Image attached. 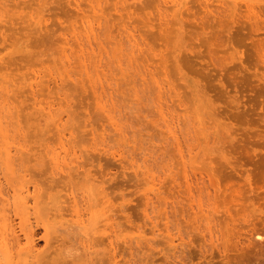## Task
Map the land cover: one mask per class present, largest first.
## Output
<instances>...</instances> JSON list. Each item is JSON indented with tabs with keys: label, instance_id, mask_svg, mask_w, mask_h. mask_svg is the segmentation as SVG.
Segmentation results:
<instances>
[{
	"label": "rangeland",
	"instance_id": "rangeland-1",
	"mask_svg": "<svg viewBox=\"0 0 264 264\" xmlns=\"http://www.w3.org/2000/svg\"><path fill=\"white\" fill-rule=\"evenodd\" d=\"M0 70V264H264V0H0Z\"/></svg>",
	"mask_w": 264,
	"mask_h": 264
},
{
	"label": "bare ground",
	"instance_id": "bare-ground-1",
	"mask_svg": "<svg viewBox=\"0 0 264 264\" xmlns=\"http://www.w3.org/2000/svg\"><path fill=\"white\" fill-rule=\"evenodd\" d=\"M220 1H222V0H219V2H220ZM217 2H218V1H217ZM238 2H239V1H238ZM248 2H250V1H248ZM248 2L246 1L247 6L244 5V4H246L245 2H244V4H243V3H240V4H242V5H240V6H242V8L244 7L247 13H254V12H256L258 9L256 10L255 7H258V6H257V3H258V2L256 3V5H255V3H253V4L251 3V4H250V3H248ZM253 2H254V1H253ZM97 3H98V2H97ZM178 4H179V3H178ZM222 5H223V2H222ZM238 5H239V3H238ZM253 5H255V6H253ZM88 6H89V5H88ZM90 7H91V6H90ZM174 7H175V5H174ZM242 8L240 7V10H241ZM247 8H248V10H247ZM215 9H216V8H215ZM238 10H239V9H238ZM220 11H222V10H220ZM220 11H219V12H220ZM99 12H100V11H99ZM213 12L215 13L216 11H212V13H213ZM100 13H101V12H100ZM220 13H221V12H220ZM256 13H259V12L257 11ZM216 14H217V12H216ZM259 14H260V13H259ZM103 15H104V14H103ZM219 15H221V14H219ZM248 16H249V15H248ZM253 16H255V17L253 18ZM258 16L260 17V15H258ZM258 16H257V14H251V16L249 17V19L252 18V21H253V19H256ZM221 17H222V16H221ZM259 17H258V18H259ZM99 19H100V18H99ZM249 19H248V20H249ZM220 20H221V19H220ZM97 21H98V20H97ZM87 28H88V27H87ZM99 44H100V43H99ZM99 50H100V49H99ZM98 56H99V55H98ZM0 71H1V70H0ZM0 82H1V81H0ZM7 83H9V82H7ZM10 86L12 87L11 84H10ZM17 86H18V85H17ZM13 87H14V85H13ZM14 91H15V90H14ZM14 91H13V92H14ZM18 92H19V91H18ZM11 94H12V93H11ZM9 95H10V94H9ZM5 96H6V95H5ZM21 109H22V108H21ZM14 110H15V109H14ZM41 110H42V109H41ZM17 112H18V111H17ZM15 113H16V112H15ZM15 113H14V115H15ZM44 114H45V113H44ZM45 115H46V114H45ZM14 117H15V116H14ZM59 118H60V117H59ZM56 121H57V120H56ZM20 122H21V121H20ZM14 124H16V122H14ZM4 133H5V132H4ZM22 136H23V135H22ZM26 141H27V140H26ZM2 144H3V143H2ZM0 147H2V146H0ZM8 149H9V148H8ZM8 149H7V150H8ZM19 152H20V151H19ZM23 153H24V152H23ZM9 154H10V153L7 154V158H8V157L10 158L11 155L9 156ZM11 154H12V152H11ZM9 158H8V159H9ZM11 158H12V157H11ZM20 158H21V157H20ZM57 158H58V157H57ZM58 159H60V158H58ZM5 161H6V160H5ZM2 162H3V161H2ZM2 162H1V163H2ZM6 162H7V161H6ZM11 162H12V161H11ZM11 162H10V163H11ZM3 164H4V163H3ZM8 167H9V166H8ZM11 169H12V168H11ZM11 169H9V170L11 171ZM27 172H28V171H27ZM7 176H8V175H7ZM15 177H16V176H15ZM9 178H10V177H9ZM194 178H195V177H194ZM201 178H202V177H201ZM28 179H29V178H28ZM197 179H198V178H197ZM13 180H14V179H13ZM16 180H17V179H16ZM195 180H196V179H195ZM17 182H18V181H17ZM195 182H196V181H195ZM200 182H201V181H200ZM204 183H205V182H204ZM32 184H33V183H32ZM195 184H197V183H195ZM16 185H17V184H16ZM198 185H199V183H198ZM202 185H203V184H202ZM24 186H26V185L24 184ZM211 186H212V185H211ZM27 187H28V186H27ZM68 187H69V186H68ZM213 187H214V186H213ZM24 188H25V187H24ZM36 188H37V186L35 187V189H36ZM191 188H192V187H191ZM26 189H27V188H26ZM35 189H34V190H35ZM37 189H38V188H37ZM37 189H36V190H37ZM70 189H71V187H70ZM23 190H24V189H22V192H23ZM30 190H31V189H30ZM36 190H35V192H37ZM27 191H28V190H27ZM38 191H39V190H38ZM189 191H190V189H189ZM197 192H198V191H197ZM204 192L209 193V192L206 191V190H205ZM15 193H16V192H15ZM26 193H27V192H26ZM28 193H29V191H28ZM2 194H3V193H2ZM16 194H17V193H16ZM32 194H33V193H32ZM238 194H239V192H238L237 190H234V191L232 192V195H233V201H236L235 198H236V195H238ZM23 195H25V194H23ZM41 195H43V194L41 193ZM206 195H207V194H206ZM214 195H215V194H214ZM21 196H22V195H21ZM189 196H190V195H189ZM22 197H24V196H22ZM45 197H46V196H45ZM181 197H182V196H181ZM201 197H202V196H201ZM24 198H25V197H24ZM42 198H43V197H42ZM42 198H41V199H42ZM22 199H23V198H22ZM69 199H70V198H69ZM69 199H68V200H69ZM75 199H76V198H75ZM192 199H193V198H192ZM196 199H197V198H196ZM199 199H200V198H198L197 200L199 201ZM4 200H5V199H4ZM20 200H21V199H20ZM39 200H40V199H39ZM43 200H44V198H43ZM186 200H187V199H186ZM193 200H194V199H193ZM193 200H192V201H193ZM200 200H201V199H200ZM66 201H67V200H66ZM39 202H40V201H39ZM67 202H68V201H67ZM71 202H72V201H71ZM89 202H90V201H89ZM187 202H188V201H187ZM199 202H202V201H199ZM40 203H42V201H41ZM44 203H45V202H43L42 204H44ZM69 203H70V201H69ZM72 203H73V202H72ZM214 203H215V202H214ZM6 204H7V203H6ZM21 204H22V203H21ZM47 204H48V203H47ZM212 204H213V203H212ZM38 205L40 206V204H38ZM44 205H45V204H44ZM44 205H43V206H44ZM67 205H68V204H67ZM171 205H172V204H171ZM186 205H187V204H186ZM199 205H200V203H199ZM213 205H214V204H213ZM5 206L7 207V205H5ZM41 207H42V206H41ZM44 207L46 208L47 211H50V208H49V210L47 209V205L44 206ZM200 207H201V205H200ZM68 208H69V207H68ZM193 208H195V207H193ZM40 209H41V208H40ZM42 209L44 210V208H42ZM199 209H201V208H199ZM203 209H204V208H203ZM7 210H8V209H7ZM29 210H30V209H29ZM66 211H67V210H66ZM72 211H75V210H72ZM188 211H189V209H188ZM196 211H197V210H196ZM194 212H195V211H194ZM198 212H199V214H200L201 210H198ZM225 212H226V213L230 212V208H229V207L226 208V209H225ZM25 213H26V211H25ZM28 213H29V212H28ZM38 213H39V212H38ZM50 213H51V212H50ZM195 213H197V212H195ZM5 214H6V213H5ZM17 214H18V213H17ZM19 214H20V213H19ZM66 214H67V213H66ZM71 214H72V213H71ZM193 214H194V213H193ZM67 215H68V214H67ZM194 215H195V214H194ZM4 216H5V215H4ZM71 216H72V215H71ZM109 216H110V215H109ZM195 216H197V215H195ZM195 216H194V218H195ZM84 217H85V216H84ZM189 217H191V216H189ZM206 217H207V216H206ZM209 217H210V216H209ZM168 218H169V217H168ZM211 218H212V217H211ZM215 218H216V217H215ZM242 218H243L242 221L248 223L249 218L247 217V214L244 213V214L242 215ZM195 219H196V218H195ZM197 219H198V218H197ZM205 219H206V218H205ZM23 220H24V219H23ZM198 220H199V219H198ZM198 220H197V221H198ZM201 220H202V219H200L199 221H201ZM230 220H231V224L226 223V225L224 226V227H226V230H227V231L224 230V227H223V229L221 228V230H224L225 233H226V232L228 233V237H229V238H227V237L225 238V239H228V240L226 241L227 244L232 243L231 241H234V242H235L234 244H235L236 246H235L233 243H232V244H233L236 248H237V247H241V246L245 245V244H244V241H243V237H244V236L242 237V235H239V234H237V232H235V230L237 231V229H238V227L236 226V223L239 222L240 219L238 220V219H236L233 215H231V216H230ZM192 221H193V220H192ZM206 221H207V219H206ZM2 222H3V221H2ZM6 222H7V221H6ZM194 222H195V221H194ZM213 222H214V221H213ZM74 223H75V222H74ZM200 223H201V222H200ZM210 223H212V222H210ZM29 224H30V223H29ZM63 224H64V223H63ZM196 224H197V223H196ZM203 224H204V222H203ZM208 224H209V223L207 222L206 225H208ZM9 225H10V224H9ZM27 225H28V224H27ZM45 225H46V224H45ZM173 225H174V224H173ZM201 225H202V224H201ZM206 225H205V226H206ZM211 225H212V224H211ZM36 226H37V225H36ZM46 226H48V224H47ZM63 226H64V225H63ZM168 226H169V225H168ZM64 227H65V226H64ZM197 227H198V226H197ZM197 227H195V228H197ZM206 227H207V226H206ZM208 227H209V225H208ZM52 228H54V227H52ZM195 228H194V229H195ZM213 228H214V227H213ZM218 228H219V227H218ZM2 229H3V228H2ZM46 229H47V228H46ZM50 229H51V228H50ZM168 229H169V228H168ZM206 229H207V228H206ZM53 230H54V229H53ZM171 230H172V229H171ZM204 230H205V229H204ZM218 230H220V228H219ZM47 231H48V230H47ZM209 231H211V230H209ZM212 231H213V230H212ZM212 231H211V233H212ZM2 232H3V231H2ZM5 232H6V231H5ZM22 232H23V231H22ZM26 232H28L27 229H26ZM51 232H52V231H51ZM112 232H113V231H112ZM9 233H10V232H9ZM14 233H15V232H14ZM29 233H31V232H29ZM32 233H33V232H32ZM32 233H31V234H32ZM46 233H48V232H46ZM52 233H55V232L53 231ZM52 233H50V234H52ZM211 233H209V234H211ZM220 233H221V232H220ZM3 234H4V233H3ZM27 234H28V233H27ZM48 234H49V233H48ZM50 234H49V235H50ZM200 234H201L202 237H204L202 233H200ZM223 234H224V233H223ZM7 235H8V234H7ZM172 235H173V234H172ZM174 235H175V234H174ZM174 235H173V236H174ZM206 235H207V234H206ZM226 235H227V234H226ZM263 235H264V232H262V231H260V230H251V231H249L248 236H245L246 238L244 237V239H245L246 241H247V239H248L247 242L252 244L253 242H254V243L257 242V241L255 242V240H256L255 238L262 239V238L264 237ZM11 236H12V235H11ZM34 236H35V235H34ZM51 236H52V235H51ZM51 236H49V237L51 238ZM56 236H57V235H56ZM165 236H166V235H165ZM194 236H195V235H194ZM198 236H199V234H198ZM209 236H210V235H209ZM212 236H214V234L210 236V239L212 238ZM215 236H216V235H215ZM20 237H21V236H20ZM49 237H48V238H49ZM167 237H168V236H167ZM192 237H193V236H192ZM216 237H217V236H216ZM222 237H223V236H222ZM13 238H15V237L13 236ZM28 238H29V237H28ZM63 238H64V237H63ZM108 238H109V237H108ZM170 238H172V237H170ZM173 238H174V237H173ZM175 238H176V237H175ZM181 238H183V236H182ZM220 238H221V237H220ZM1 239H2V238H1ZM4 239H5V238H4ZM19 239H20V241H21V238H19ZM19 239H18V240H19ZM58 239H59V238H58ZM60 239H61V238H60ZM202 239H203V241L206 240V238H205V240H204V238H202ZM208 239H209V238H208ZM210 239H209V240H210ZM214 239H215V238H214ZM216 239H217V238H216ZM216 239H215V240H216ZM218 239H219V237H218ZM48 240H49V239H48ZM48 240H47V243L49 244V241H48ZM55 240H57V239H55ZM61 240H63V239H61ZM176 240H178V239H176ZM195 240H196V239H195ZM199 240H200V238H199ZM5 241H6V240H5ZM7 241H8V240H7ZM58 241H59V240H58ZM58 241H57V244H58ZM66 241H67V240H65V242H66ZM193 241H194V240H193ZM196 241H197V240H196ZM212 241H213V240L211 239L210 242H212ZM222 241H223V239H222ZM228 241H229V242H228ZM246 241H245V243H247ZM50 242H51V241H50ZM54 242H55V241H54ZM208 242H209V241H208ZM213 242H214V241H213ZM213 242H212V247H214L213 244H215V243H213ZM220 242H221V241H220ZM2 243H4V242H2ZM8 243H9V242H8ZM14 243H15V242H14ZM28 243L30 244L31 242L29 241ZM34 243H35V242H34ZM66 243H67V242H66ZM175 243H176V242H175ZM203 243H204V242H203ZM218 243H219V241H218ZM48 244H47V245H48ZM50 244H51V243H50ZM109 244H110V243H109ZM182 244H183V243H182ZM191 244H192V243H191ZM196 244H197V243H196ZM198 244H199V242H198ZM198 244H197V245H198ZM205 244H206V242H205ZM205 244H204V245H205ZM219 244H220V243H219ZM223 244H224V246H225L226 243H223ZM232 244H231V245H232ZM3 245H5L6 250H8V249L10 248V247L8 248L7 243H4ZM31 245H32V244H31ZM31 245H30V246H31ZM52 245H53V244H52ZM54 245H55V244H54ZM86 245H87V244H86ZM180 245H181V244H180ZM184 245H185V244H184ZM184 245H183V246H184ZM200 245H202V244H200ZM220 245L223 247L222 243H221ZM220 245H217V247L220 246ZM231 245H230V246H231ZM246 245H247V244H246ZM249 245H250V244H249ZM30 246H29V247H30ZM187 246H188V245H187ZM189 246H190V245H189ZM198 246H199V245H198ZM205 246H206V245H205ZM215 246H216V244H215ZM3 247H4V246H3ZM19 247H20V246H19ZM33 247H35V246H33ZM174 247H175V246H174ZM177 247H178V246H177ZM201 247H202V246H201ZM22 248L25 249V247H22ZM56 248H57V245H56ZM190 248H191V247H190ZM214 248H215V247H214ZM0 249H1V248H0ZM32 249H33V248H32ZM173 249H175V248H173ZM187 249H188V248H187ZM52 250H53V249H52ZM57 250H58V249H57ZM109 250H110V249H109ZM188 250H189V249H188ZM193 250H194V248H193ZM220 250L222 251V249H220ZM18 251H19V250H18ZM53 251H54V250H53ZM107 251H108V249H107ZM111 251H113V250H111ZM172 251H173V250H172ZM216 251H217V250H216ZM216 251H215V252H216ZM8 252H10V251H8ZM45 252H46V251H45ZM56 252H57V251H56ZM56 252H55V254H56ZM189 252H190V251H189ZM200 252H201V250H200ZM223 252H224V251H223ZM12 253H13V252H12ZM28 253H29V252H28ZM112 253H113V252H112ZM180 253H181V252H180ZM205 253H206V252H205ZM221 253H222V252H221ZM40 254H41V253H40ZM55 254H54V255H55ZM90 254H91V253H90ZM106 254H107V253H106ZM223 254H224V253H223ZM38 255H39V254H38ZM38 255H37V256H38ZM56 255H57V254H56ZM74 255H75V254H74ZM74 255H73V256H74ZM96 255H97V253H96ZM221 255H222V254H221ZM37 256H36V258H37ZM117 256H118V255H117ZM187 256H188V255H187ZM203 256H204V255H203ZM214 256H215V255H214ZM38 257H39V256H38ZM43 257H44V256H43ZM46 257H47V256H46ZM46 257H45V259H48V257H47V258H46ZM50 257H51V256H49V258H50ZM55 257H56V256H55ZM91 257H92V256H91ZM93 257H94V256H93ZM16 258H17V257H16ZM57 258H58V257H57ZM11 259H12V257H11ZM45 259H44V260H45ZM55 259H56V258H55ZM58 259H59V258H58ZM62 259H63V258H62ZM69 259H70V258H69ZM104 259H105V258H104ZM200 259H201V257H200ZM206 259H207V258H206ZM63 260H64V259H63ZM70 260H71V259H70ZM58 261H61V259L58 260ZM43 262H44V261H43ZM45 262H47V261H45ZM45 262H44L43 264H45ZM64 262H65V261H64ZM64 262H63V264H65ZM70 262H71V264H73L72 261H69L68 263L70 264ZM94 262H95V261H94ZM18 263H19V262H18ZM97 263H98V262H97ZM5 264H6V263H5ZM41 264H42V263H41ZM51 264H52V263H51ZM91 264H92V263H91ZM93 264H94V263H93Z\"/></svg>",
	"mask_w": 264,
	"mask_h": 264
}]
</instances>
